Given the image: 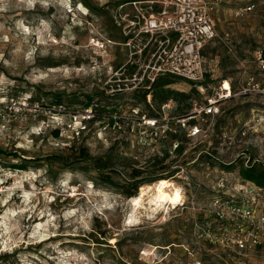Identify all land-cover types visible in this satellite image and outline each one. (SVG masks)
<instances>
[{
  "label": "rangeland",
  "instance_id": "374dc122",
  "mask_svg": "<svg viewBox=\"0 0 264 264\" xmlns=\"http://www.w3.org/2000/svg\"><path fill=\"white\" fill-rule=\"evenodd\" d=\"M150 1L0 0V99L51 109L17 117L0 137V264H264V187L240 173L264 169V93H238L250 75L264 82V0L221 4L203 50L211 76L200 89L169 85L195 87L194 107L231 78L236 94L199 121L203 134L144 145L132 131L117 139L99 127L111 111H163L153 95L140 98L146 81L133 62L169 45L146 33ZM90 99L96 117L83 128ZM178 105L165 111H186ZM161 178L183 189L179 205L158 208L148 196L132 205L134 180ZM241 237L242 247L233 242Z\"/></svg>",
  "mask_w": 264,
  "mask_h": 264
},
{
  "label": "built area",
  "instance_id": "2783aa9c",
  "mask_svg": "<svg viewBox=\"0 0 264 264\" xmlns=\"http://www.w3.org/2000/svg\"><path fill=\"white\" fill-rule=\"evenodd\" d=\"M226 1L228 0H153L149 2L150 18L146 22L148 27L146 33L149 31L162 33L161 37H165V43L169 44L156 59H150L146 65V62L142 66L139 64L143 59L133 61L136 64L135 67L139 66V71H143L142 78H145L146 81L145 88L148 89L149 100L152 96V84L161 75L179 77L190 81L193 86L199 89L203 88L211 71L203 50L209 42L217 37L214 13ZM156 4L160 7L159 10L155 9ZM253 8L254 4H250L238 8L236 13L243 14ZM258 66L264 71L262 51L258 53ZM143 67L145 68L142 69ZM226 82L229 83L227 89H225ZM214 90V93L205 96V103L196 104L190 113L183 117L165 111L171 108L172 101L162 104L163 111L156 115L146 114L140 109H133L128 114L119 111L102 114L99 132H112L115 138L121 139L125 137V134H128L127 132L132 131L138 143L144 145L174 137H176L174 138L175 144H178L177 136L181 132L191 138L198 137L204 132L199 121L207 122L209 117L218 115L221 112L222 100L229 98L233 93L236 94L232 83L226 79H223L222 84ZM248 91L264 93V82L258 80L254 75H250L242 83L238 93H247ZM44 110L51 109L41 106L39 101H35L30 106L25 101L20 102L14 99L2 101L0 99V137L8 135L10 126L17 117L26 120L32 111L44 112ZM95 117L93 106L85 108L83 128ZM170 152L173 153L172 150ZM215 202V205L221 204L219 199ZM231 207L234 206L231 205ZM220 211L222 210L219 209V215ZM245 215L250 216L251 211H245ZM220 216L224 217V214L222 213ZM239 241L241 242L239 243ZM244 241H247L244 237L233 239V242L236 245L239 243L241 247L244 246Z\"/></svg>",
  "mask_w": 264,
  "mask_h": 264
},
{
  "label": "trees",
  "instance_id": "16d2710c",
  "mask_svg": "<svg viewBox=\"0 0 264 264\" xmlns=\"http://www.w3.org/2000/svg\"><path fill=\"white\" fill-rule=\"evenodd\" d=\"M163 39H165V37H162ZM264 53V51H263ZM134 68H136L134 66ZM179 77H175V76H171V75H161L158 76L155 80V82L152 84V95H153V100L158 102L160 104V106L164 103H168L169 101H174V102H178V105L180 107V109L182 110H186L184 111L182 114H179L178 116H187L192 107V102L187 103L186 101H188L189 98H191V96L193 95L194 92H197V89L194 87L192 88V91L190 92H185V91H178L175 89H171L169 87L170 84L176 83L178 81L181 80H185V79H177ZM148 82V81H147ZM147 94H148V89L144 88V90L142 91V93L140 94V98L144 101L147 100ZM184 104L183 107H181V104ZM56 104V103H54ZM57 104H61V103H57ZM86 105L88 106H94L93 105V101L92 99H90V101H88L86 103ZM192 107V108H191ZM191 108V109H190ZM149 115H155V113H153V111L149 112ZM185 134V133H184ZM179 136H177L178 138ZM176 138V137H174ZM113 148V146L111 147V149ZM86 154H88V150L85 149L84 153H81L80 157L81 160H83V156H85ZM167 157L169 156V152H166ZM15 166V165H14ZM16 167V166H15ZM19 168H25V167H19ZM140 171H137L135 169L134 171V178H137L138 176H140ZM240 173L243 176V178H245L246 180L252 181L254 183H256L257 185H259L260 187H264V169H258L256 166L254 165H248V166H243L240 169ZM106 180H108L109 182L113 183V179L107 177ZM145 181H142V179H136L134 180L133 185L127 189V193L132 195V191L134 189H137L138 186H140L141 184H144Z\"/></svg>",
  "mask_w": 264,
  "mask_h": 264
},
{
  "label": "bare ground",
  "instance_id": "6f19581e",
  "mask_svg": "<svg viewBox=\"0 0 264 264\" xmlns=\"http://www.w3.org/2000/svg\"><path fill=\"white\" fill-rule=\"evenodd\" d=\"M228 87L229 83H225V89ZM147 196L151 198L152 206L158 208L167 204L176 207L184 198L183 189L174 180L167 178H161L155 183L140 185L139 193L131 199L132 205L141 207L142 201Z\"/></svg>",
  "mask_w": 264,
  "mask_h": 264
},
{
  "label": "crops",
  "instance_id": "0c3cea01",
  "mask_svg": "<svg viewBox=\"0 0 264 264\" xmlns=\"http://www.w3.org/2000/svg\"><path fill=\"white\" fill-rule=\"evenodd\" d=\"M211 69V71L209 72V74H208V76L210 75L211 76V72H212V68H210ZM223 79H226V80H231V78H227V77H224Z\"/></svg>",
  "mask_w": 264,
  "mask_h": 264
}]
</instances>
